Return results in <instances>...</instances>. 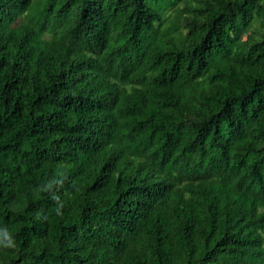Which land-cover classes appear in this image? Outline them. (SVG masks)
I'll return each mask as SVG.
<instances>
[{"label": "trees", "instance_id": "trees-1", "mask_svg": "<svg viewBox=\"0 0 264 264\" xmlns=\"http://www.w3.org/2000/svg\"><path fill=\"white\" fill-rule=\"evenodd\" d=\"M0 264H264V0H0Z\"/></svg>", "mask_w": 264, "mask_h": 264}]
</instances>
